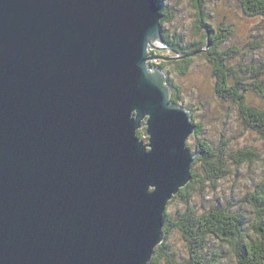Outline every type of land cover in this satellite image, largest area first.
<instances>
[{
	"label": "water",
	"instance_id": "95a60500",
	"mask_svg": "<svg viewBox=\"0 0 264 264\" xmlns=\"http://www.w3.org/2000/svg\"><path fill=\"white\" fill-rule=\"evenodd\" d=\"M164 17L157 0H0V264L152 263L201 154L151 63L211 47L163 56Z\"/></svg>",
	"mask_w": 264,
	"mask_h": 264
},
{
	"label": "trees",
	"instance_id": "16d2710c",
	"mask_svg": "<svg viewBox=\"0 0 264 264\" xmlns=\"http://www.w3.org/2000/svg\"><path fill=\"white\" fill-rule=\"evenodd\" d=\"M157 1L161 6V2ZM238 2L237 5L228 4L225 7H220L216 13L225 19L228 18V20H238L239 24L240 20L246 24L250 23L249 29H252L253 26L256 31H258L259 26H262L264 29V0H238ZM162 23H165V17ZM199 24L206 30L209 38V40L207 37L204 38L199 44L190 43L185 45L183 39L177 37H173L170 41L169 36L164 33L163 27V41L170 50L167 57L195 54L201 49H205L208 43H210L211 47L207 55L214 59L216 65L215 69H208L203 75L205 77L218 76L216 79V81L219 80V86L216 88V94L219 98L218 103L226 102V100L231 101L236 106L237 111L242 113V120L248 125L249 130L258 137L256 141H264V74L261 72L264 69V54L262 59L255 62L257 64H254V62H244V64L248 63L251 71H256L254 77L256 79L259 78L257 79L259 82L261 78L262 83H260L261 86L259 88L257 85L248 86L247 88L238 87L241 85L240 82L238 86L235 83L236 86L233 84L232 87H229V84H226V77H229V73L234 77L238 74L241 77L243 74L237 69L238 64L234 66L230 65L229 67L227 61L232 60L235 62L239 54L245 53L247 50L245 49L244 52L243 47L236 46L237 44L231 46L228 50H223L222 43L229 35L224 36L221 32L217 33L218 35L214 34V27L207 22L206 18L199 20ZM241 26L242 23L238 28ZM254 45V48L260 47L258 41ZM238 48H240L239 53L237 52ZM191 60L189 59V61ZM189 61L185 60L181 62L187 63ZM151 64L152 66H161L166 71L173 90L172 99L191 111L194 123L198 128H196L197 133L195 135L199 134V136L203 137V139L196 138L198 143L194 145L195 150L192 146L188 145V148L192 152L195 151L193 153L198 152L201 154V157L193 166V180L191 183L182 189L180 194L170 202L172 204L176 199H180L185 205V210H180L175 215L167 211L164 229L166 240H168L173 230L179 229L181 231L183 239L189 244L191 252L189 258L182 264H220V260L224 258L222 254L224 253L226 256L230 255V250L233 251L236 264H264V179L258 180L256 190L248 193L246 200L242 202V204L246 203L249 205L250 209L248 212L251 215L250 218H247L245 212H241L240 214L233 212L231 206L222 210H217V206L210 210L201 207L200 210L192 206L190 200V191L194 189L195 185L206 182L204 185L215 187L232 172L233 164L240 167L245 163L252 164L254 160H258L260 156L257 154L259 153L255 152L257 145L241 148L242 143L236 139L235 145L237 149L235 148L236 151H232L229 138L223 134L220 139L214 142L205 133L202 123L197 122V111L194 109V105L185 104V98L181 94L180 86L176 85L171 78L167 62L159 61ZM260 66L261 68H259ZM177 68L183 69L184 67L180 64ZM188 72L189 68L185 71V74H188ZM200 106L208 109L207 103H201ZM138 135L140 138H144L142 132H139ZM237 174L239 179H241L240 172ZM216 202L218 201L216 200ZM173 217L178 219L174 225H172ZM214 239L223 243L224 246L220 248L211 246L212 250H210L208 244ZM191 245H197L198 249L193 250ZM165 248L166 243L157 248L151 264H159L157 260L162 257L173 259L172 256L168 255L171 253L169 250L163 254L161 253V250ZM217 249H220L223 253Z\"/></svg>",
	"mask_w": 264,
	"mask_h": 264
},
{
	"label": "rangeland",
	"instance_id": "374dc122",
	"mask_svg": "<svg viewBox=\"0 0 264 264\" xmlns=\"http://www.w3.org/2000/svg\"><path fill=\"white\" fill-rule=\"evenodd\" d=\"M159 1L161 2V13L164 16L166 14L165 23H163L164 33L169 36L170 41L173 37H177L182 38L185 45L190 43H201L204 38H208V34L206 30L200 26L199 20L206 18L207 22L214 27V34L218 35L217 33L221 32L224 36L229 35L222 43L223 50H228L231 46H235V44H237L236 46H242L244 52L245 49L247 50L245 53H240L235 62L232 60L227 61L229 67L230 65L234 66L238 64L237 69L243 75L240 77L238 74L234 77L229 73V77H226V84L232 87L235 83L238 86L240 82L242 86L240 85L238 87L245 88L252 85H257L258 88L261 86V78L259 82L257 80L259 78L256 79L254 77L256 71H251L248 63L244 64V62H254V64H257L255 62L263 58L264 29L262 26L258 27V31H256L254 26L252 29H249L250 23L246 24L242 20H240L242 26L238 28L240 25L238 20H228V18L225 19L216 13L220 7H225L228 4L237 5L239 3L238 0ZM257 41L260 43V47L254 48V43ZM239 51L240 48H238L237 52L239 53ZM162 55L168 56V51L164 50ZM191 59V61L187 60L189 61L187 63L181 61L165 62L168 64L167 68L170 71L171 78L174 80L175 84L181 88V94L185 98V104L194 105V109L197 111V122L202 123L205 133L211 137L214 142L220 139L223 134L229 138L232 151H236L237 149L235 145V140L237 139L242 143L241 148L257 145L255 147V152H258L259 154L257 155L260 156V158L254 160L252 164L245 163L240 167L233 164L232 172L215 187L212 185H204L206 182L195 185L194 189L190 191L191 205L200 210L201 207L210 210L217 206V210H222L231 206L233 212L238 214L245 212L247 218H250L251 215L248 212L250 209L249 205L246 203L242 204V202L246 200L248 193L256 190L258 180L264 179V141L261 138L260 140L262 141H256L258 137L249 130L248 125L242 120V113L237 111L236 106L231 103V101L229 102V100H226L227 103H218L219 98L216 94V88L219 86V80L216 81L218 76L205 77L203 75L208 69H215L216 62L214 59L210 58L207 52H201ZM238 61L239 63H237ZM180 64L183 65V69L177 68ZM241 64H243V66H241ZM188 68L189 72L185 74ZM259 68H261V66ZM261 72L264 74V69H262ZM172 101L175 100L172 99ZM201 103H207L208 109L202 108L200 106ZM140 132H142L144 137L141 139L145 140L147 143L148 139L145 137V129L140 130ZM196 138L203 139L199 134L192 136V138L189 139L188 145L192 146L193 149L194 145L198 143ZM237 171L240 172L241 179H239ZM194 190L198 191L195 192ZM216 200L218 202H216ZM180 210H185V205L180 199H176L175 202L169 205L168 213L175 215ZM177 220L176 217H173L172 225H174ZM164 243H166V248L161 250V253L163 254L169 250L171 253L168 255L172 256L173 259L162 257L157 260L159 264H182L189 258L191 254L189 244L184 241L183 235L179 229L173 230L168 240H165ZM208 245L210 250H212L211 246L217 248L224 246L223 243L215 239L211 240ZM191 247L193 250L198 249L197 245H191ZM217 250L222 252L220 249ZM230 252V255L227 256L222 252L224 258L220 260V264H236L233 251L230 250Z\"/></svg>",
	"mask_w": 264,
	"mask_h": 264
},
{
	"label": "bare ground",
	"instance_id": "6f19581e",
	"mask_svg": "<svg viewBox=\"0 0 264 264\" xmlns=\"http://www.w3.org/2000/svg\"><path fill=\"white\" fill-rule=\"evenodd\" d=\"M185 108H186V107H185ZM195 133H196V131H195ZM195 133H194V135H195ZM194 135H191V136L189 137V139L192 138V136H194ZM189 139H188V141H187V147H186L187 149H189V148H188V142H189ZM189 150H190V152L194 155V153L191 151V149H189ZM195 154H196V153H195ZM197 161H198V160H197ZM193 166H194V165H193ZM187 186H188V185H187ZM187 186H186V187H187ZM186 187H185V188H186ZM183 189H184V188H183ZM181 190H182V189H181ZM179 194H180L179 192H178L177 194H175V195H174V198H176ZM173 200H174V199H173ZM167 211H168V210H167ZM148 264H151V262H149Z\"/></svg>",
	"mask_w": 264,
	"mask_h": 264
}]
</instances>
